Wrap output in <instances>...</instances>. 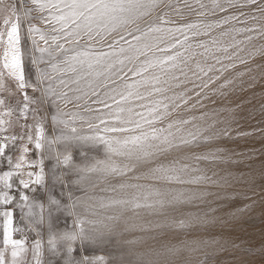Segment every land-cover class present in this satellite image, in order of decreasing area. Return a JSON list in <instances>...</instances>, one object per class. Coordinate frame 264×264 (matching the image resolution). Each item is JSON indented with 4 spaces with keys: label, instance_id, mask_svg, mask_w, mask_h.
<instances>
[{
    "label": "snow or ice",
    "instance_id": "snow-or-ice-1",
    "mask_svg": "<svg viewBox=\"0 0 264 264\" xmlns=\"http://www.w3.org/2000/svg\"><path fill=\"white\" fill-rule=\"evenodd\" d=\"M259 38L264 0H0V264H108V247L118 264H256L216 237L237 196L264 201V161L233 171L253 133L209 105Z\"/></svg>",
    "mask_w": 264,
    "mask_h": 264
},
{
    "label": "rangeland",
    "instance_id": "rangeland-1",
    "mask_svg": "<svg viewBox=\"0 0 264 264\" xmlns=\"http://www.w3.org/2000/svg\"><path fill=\"white\" fill-rule=\"evenodd\" d=\"M197 19L200 18L196 17L194 13L187 17L188 21ZM209 19H215V17H209ZM241 26L244 25H237V27ZM247 26H251V22ZM236 39L243 40V36L237 35ZM225 42H231V38H225ZM261 45H264V38L254 39L251 42L246 41L239 46L244 51L239 52L238 56L247 60V64H240L239 59L235 61L236 68L225 73L226 76L231 73L235 77L234 85L224 89L226 95L219 97L215 105H209V108L225 109L226 111L221 112V117L234 120L236 123L233 124V127L239 126L243 131L253 133L252 136L230 145L235 147L238 153H255L251 159L242 156L235 157L241 162L233 167V171H247L251 166L259 172L261 163L264 161V156L260 155L261 151L264 150V134L261 131L264 130V56L257 55L253 58L251 55ZM217 67L219 66L217 65ZM246 69H251V71H246ZM237 72H244V75L236 76ZM180 115H199V113H183L181 110L173 114L174 117ZM248 196L250 193L237 196L231 206L224 208V212L235 215V220L230 219V223H233L235 227L230 232H225L222 237L218 235L216 238L238 244L243 249H248L249 245L253 246V252H250L246 259L255 260L256 264H259L260 257L254 253L259 251L261 243L264 242V201H261L259 197L247 198ZM253 201H255L254 204ZM245 205H251V207L246 208ZM133 235L155 237V239L146 238L141 244L135 245L137 251L168 239L166 231L163 235H157L155 232L134 233ZM124 239H132V235L119 238V241L122 242ZM117 242L118 240L114 239L112 244L116 245ZM123 247L127 248V246ZM95 254L107 257L108 264H118L119 253L113 247L101 248Z\"/></svg>",
    "mask_w": 264,
    "mask_h": 264
}]
</instances>
